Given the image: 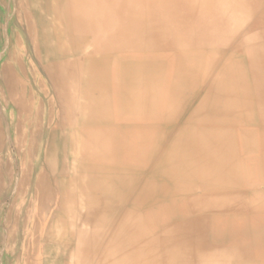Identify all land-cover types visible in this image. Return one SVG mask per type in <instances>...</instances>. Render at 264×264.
<instances>
[{
  "label": "bare ground",
  "instance_id": "1",
  "mask_svg": "<svg viewBox=\"0 0 264 264\" xmlns=\"http://www.w3.org/2000/svg\"><path fill=\"white\" fill-rule=\"evenodd\" d=\"M0 235V264H264V0H0Z\"/></svg>",
  "mask_w": 264,
  "mask_h": 264
},
{
  "label": "rangeland",
  "instance_id": "2",
  "mask_svg": "<svg viewBox=\"0 0 264 264\" xmlns=\"http://www.w3.org/2000/svg\"><path fill=\"white\" fill-rule=\"evenodd\" d=\"M12 13H13V15L15 14L13 11H12ZM3 27H4V30H5V28L8 27V22H5L4 25H3ZM8 203H9V201H6V204L3 203L1 206L6 207ZM54 203H50L47 206L46 212L48 214L52 213V208L54 206ZM32 225L33 224L31 222H25V220L23 219V217H21V219H20V226H21V228H20V233H19V236H18V239H19L20 243L21 242L22 243L23 242L24 243L26 242V236H27L26 235V231H27V229H31L32 228ZM21 238H22V241H21ZM39 238L42 240L41 237H39ZM234 239H235L234 233L232 231H228L227 229H225V230L221 231V233L219 234V236H217L213 240H207L206 243H205V246L207 248H213L215 246L217 248H226L228 245H230L234 241ZM0 245H1L0 246V250H1V252H0V259H1L0 263H2L3 256L6 255V253H5L6 252V247H7V245H9V241L8 240L6 241V239H2V235H0Z\"/></svg>",
  "mask_w": 264,
  "mask_h": 264
}]
</instances>
